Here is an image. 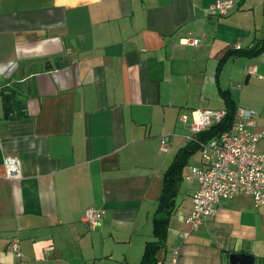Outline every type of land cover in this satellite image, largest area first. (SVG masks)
<instances>
[{"label": "crops", "instance_id": "obj_1", "mask_svg": "<svg viewBox=\"0 0 264 264\" xmlns=\"http://www.w3.org/2000/svg\"><path fill=\"white\" fill-rule=\"evenodd\" d=\"M215 1L0 0V88L26 111L4 118L0 94V264H139L166 172L185 147L156 264H171L173 249L175 264H228L233 252L264 264V206L249 195L222 200L181 235L196 188L185 177L201 158L179 115L224 109L227 91L257 111L254 151L264 154V48L218 70L235 45L264 44V1L231 0L222 16L207 11ZM7 156L20 162L17 177L5 175ZM88 207L104 211L93 228L82 220ZM13 238L19 257L7 248Z\"/></svg>", "mask_w": 264, "mask_h": 264}, {"label": "built area", "instance_id": "obj_2", "mask_svg": "<svg viewBox=\"0 0 264 264\" xmlns=\"http://www.w3.org/2000/svg\"><path fill=\"white\" fill-rule=\"evenodd\" d=\"M234 6L231 0H217L208 5L207 11L222 16ZM199 42L198 38L181 39L184 45L195 46ZM234 49L241 48L235 45ZM247 73L254 74L255 67L250 65ZM224 116V109L193 110L189 114L179 115L178 122L187 126L184 139L198 142L197 135L220 122ZM257 116L255 110L236 107L231 124L225 132L206 142H198L201 165L190 167L185 177L186 180L195 181L196 188L191 196V209L186 216L188 229L182 232L183 237L196 230L207 217L213 216L222 200L249 195L254 206H264V154L254 151L255 142L263 136L262 132L253 130ZM169 147L168 137L161 136L160 152L167 153ZM4 167L7 178L17 177L21 169L19 160L11 156L5 157ZM103 215V210L88 207L83 212L82 220L89 228H93ZM7 248L17 257L20 256L17 238H13ZM177 255V249H173L171 264L176 263Z\"/></svg>", "mask_w": 264, "mask_h": 264}, {"label": "trees", "instance_id": "obj_3", "mask_svg": "<svg viewBox=\"0 0 264 264\" xmlns=\"http://www.w3.org/2000/svg\"><path fill=\"white\" fill-rule=\"evenodd\" d=\"M264 48V44L262 46H258L257 44L252 45L247 49H239L234 50L225 55V57L219 61L218 70L221 68L222 63L225 58L228 56L235 55H246L248 57H255L262 51ZM222 96L225 100V116L221 119L220 122L212 125L209 129L204 132H201L197 135L198 142H206L210 139L218 137L221 133L225 132L233 119L234 112L236 110V106L233 104L231 99L229 98L227 91L221 92ZM0 94L3 100V111L4 118L6 119H21L26 117V111L24 109V105L20 102V100H16L12 91H8L5 88L0 89ZM198 142L193 143L192 148L199 150ZM186 148V147H185ZM182 149L180 151V158H177L173 167L166 172V177L163 182L162 193L158 199L157 210L153 217V239L148 240L144 244L142 257L139 264H156L155 254L158 249L164 246L167 234V223L170 215L171 208L173 206V197L175 195V188L180 178V171L183 166H185V159L187 158V154L189 153L186 149Z\"/></svg>", "mask_w": 264, "mask_h": 264}, {"label": "water", "instance_id": "obj_4", "mask_svg": "<svg viewBox=\"0 0 264 264\" xmlns=\"http://www.w3.org/2000/svg\"><path fill=\"white\" fill-rule=\"evenodd\" d=\"M255 260L251 254L248 253H230L228 256V264H254Z\"/></svg>", "mask_w": 264, "mask_h": 264}, {"label": "rangeland", "instance_id": "obj_5", "mask_svg": "<svg viewBox=\"0 0 264 264\" xmlns=\"http://www.w3.org/2000/svg\"><path fill=\"white\" fill-rule=\"evenodd\" d=\"M186 172V171H185ZM187 185V183L185 182V181H183V183L180 185V192L182 191V189H184V187ZM177 201H179V199L177 200ZM153 239V236L151 237V239L150 240H152Z\"/></svg>", "mask_w": 264, "mask_h": 264}]
</instances>
